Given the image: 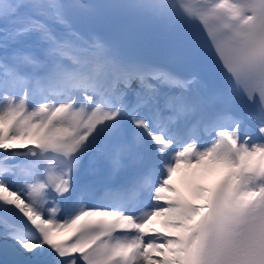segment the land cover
I'll return each mask as SVG.
<instances>
[{
  "label": "snow or ice",
  "instance_id": "1",
  "mask_svg": "<svg viewBox=\"0 0 264 264\" xmlns=\"http://www.w3.org/2000/svg\"><path fill=\"white\" fill-rule=\"evenodd\" d=\"M0 264H264V0H0Z\"/></svg>",
  "mask_w": 264,
  "mask_h": 264
},
{
  "label": "bare ground",
  "instance_id": "2",
  "mask_svg": "<svg viewBox=\"0 0 264 264\" xmlns=\"http://www.w3.org/2000/svg\"><path fill=\"white\" fill-rule=\"evenodd\" d=\"M129 48H130L131 51H134L135 53L142 55L141 52H140V49L137 46H135L134 44H130L129 43ZM202 74L204 75L206 81L210 82L209 85H211L212 87H215V86H217L219 84L217 79H216V77H215V75H214V73H213V70H212V68L210 66H207L203 70Z\"/></svg>",
  "mask_w": 264,
  "mask_h": 264
},
{
  "label": "rangeland",
  "instance_id": "3",
  "mask_svg": "<svg viewBox=\"0 0 264 264\" xmlns=\"http://www.w3.org/2000/svg\"><path fill=\"white\" fill-rule=\"evenodd\" d=\"M143 55V54H142ZM208 83V85L210 84V82H207ZM133 87H135V85H133ZM209 87H212L211 85H209ZM52 163L54 164L55 163V160H53L52 161ZM125 175H126V177L127 176H131V177H133L134 175H135V169L133 168V167H130L127 171H126V173H125ZM174 177H177V178H180V174H174ZM173 177V178H174ZM63 216V213H61V217Z\"/></svg>",
  "mask_w": 264,
  "mask_h": 264
}]
</instances>
